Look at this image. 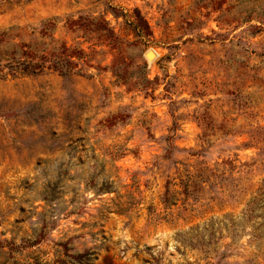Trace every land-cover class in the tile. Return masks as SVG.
<instances>
[{"label": "rangeland", "instance_id": "1", "mask_svg": "<svg viewBox=\"0 0 264 264\" xmlns=\"http://www.w3.org/2000/svg\"><path fill=\"white\" fill-rule=\"evenodd\" d=\"M45 225L0 264H264V0H0V240Z\"/></svg>", "mask_w": 264, "mask_h": 264}, {"label": "trees", "instance_id": "2", "mask_svg": "<svg viewBox=\"0 0 264 264\" xmlns=\"http://www.w3.org/2000/svg\"><path fill=\"white\" fill-rule=\"evenodd\" d=\"M103 22L105 23L106 26L109 25L108 21H106V19H103ZM145 28H149V25L145 22ZM134 26L135 28L141 30L143 29L144 27H141L139 24L137 23H134ZM72 29V27H71ZM84 50L81 49L79 50V52L77 53V55H73L71 56V59L73 58H77V59H83L84 58ZM69 64H73L72 61H69L68 62ZM22 68L20 69L22 75H38L40 73H42V65H40L39 63H33V62H29L27 61V64L26 63H23L22 64ZM63 178H64V175H61V178L59 181L51 184L50 186L47 187V189L44 191V194H43V200L46 202V205L44 207V213L42 214H38V215H46L49 210H54V205H57L59 204V199H60V189L61 187L63 186L64 184V181H63ZM106 190H110L109 188H105V187H96V193H99V192H103V191H106ZM167 195V193H166ZM73 202V201H71ZM165 202H169V200H165ZM172 203V201H171ZM170 203V204H171ZM74 213V211H70L68 214H72ZM50 231V227H48L47 225H45L42 230L40 231V234H38L36 237H34L35 239H28V240H24L22 242L21 245H17L15 243V240L13 239L11 242H9L8 240H4V241H1L0 240V248H5L6 244L10 246V250L13 251V250H20V249H25V248H29L30 246H35L37 244H39L40 242H42L44 239H46L47 235H48V232ZM1 235H4V234H1Z\"/></svg>", "mask_w": 264, "mask_h": 264}, {"label": "water", "instance_id": "3", "mask_svg": "<svg viewBox=\"0 0 264 264\" xmlns=\"http://www.w3.org/2000/svg\"><path fill=\"white\" fill-rule=\"evenodd\" d=\"M153 53V51H149L148 53H147V57H148V59L151 57L150 55Z\"/></svg>", "mask_w": 264, "mask_h": 264}]
</instances>
